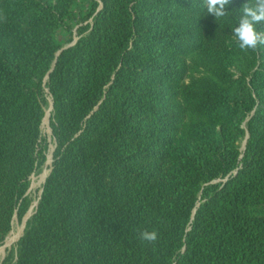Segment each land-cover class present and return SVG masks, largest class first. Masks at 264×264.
<instances>
[{
  "label": "trees",
  "instance_id": "obj_1",
  "mask_svg": "<svg viewBox=\"0 0 264 264\" xmlns=\"http://www.w3.org/2000/svg\"><path fill=\"white\" fill-rule=\"evenodd\" d=\"M76 1L0 0V244L45 161L48 94L56 142L3 264H264V45L232 34L246 0L219 19L205 0H92L62 49Z\"/></svg>",
  "mask_w": 264,
  "mask_h": 264
},
{
  "label": "rangeland",
  "instance_id": "obj_2",
  "mask_svg": "<svg viewBox=\"0 0 264 264\" xmlns=\"http://www.w3.org/2000/svg\"><path fill=\"white\" fill-rule=\"evenodd\" d=\"M92 0H77L73 5L74 19L67 20L66 25L61 26L57 31V39L63 48H67L73 45L78 39V28L82 25L92 22V19L85 21V17L89 13ZM62 48V49H63ZM60 53V52H58ZM53 98L51 95L46 96V104L44 106L45 115L41 125L42 138L46 140V150H45V161L40 166V168L31 176L30 187L27 192V197L29 199V206L23 218L19 219L17 216L14 218L13 227L11 232L5 238V240L0 244V249L4 251V256L0 260V264H3L5 258L9 257L10 262L14 263L17 256L18 242L23 236L25 228L27 226V221L34 215L36 208L38 206L42 191L43 185L50 174L52 163H53V154L56 147L55 138L53 137L52 128H51V116L53 111ZM246 146V139L241 142V149H244ZM47 172V176L42 180V174ZM42 181V182H41ZM30 213V214H29ZM29 214V216H28ZM18 227L22 228V232L17 239H13L8 244V240L12 239L15 236V229ZM10 263V264H11Z\"/></svg>",
  "mask_w": 264,
  "mask_h": 264
},
{
  "label": "clouds",
  "instance_id": "obj_3",
  "mask_svg": "<svg viewBox=\"0 0 264 264\" xmlns=\"http://www.w3.org/2000/svg\"><path fill=\"white\" fill-rule=\"evenodd\" d=\"M205 3L207 13L219 19L227 15L226 8L233 0H205ZM240 11L238 25L232 29V34L242 51L256 50L258 46L264 45V32L257 30V25L264 23V0H246ZM139 236L148 243H155L158 239L155 230H144Z\"/></svg>",
  "mask_w": 264,
  "mask_h": 264
},
{
  "label": "bare ground",
  "instance_id": "obj_4",
  "mask_svg": "<svg viewBox=\"0 0 264 264\" xmlns=\"http://www.w3.org/2000/svg\"><path fill=\"white\" fill-rule=\"evenodd\" d=\"M47 174H48L47 172H44L42 174V176H41L42 177V180H44V178L47 176ZM29 214H28V216H29ZM21 232H22V228L21 227H18L17 229H15V236L12 239H9L7 243L9 244L11 240L17 239L19 237V235L21 234ZM3 256H4V251L0 249V260H1V258Z\"/></svg>",
  "mask_w": 264,
  "mask_h": 264
},
{
  "label": "water",
  "instance_id": "obj_5",
  "mask_svg": "<svg viewBox=\"0 0 264 264\" xmlns=\"http://www.w3.org/2000/svg\"><path fill=\"white\" fill-rule=\"evenodd\" d=\"M66 48V47H65ZM65 48H63V49H65ZM54 103H52V105H53ZM51 170H52V168H51Z\"/></svg>",
  "mask_w": 264,
  "mask_h": 264
}]
</instances>
